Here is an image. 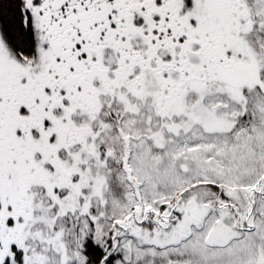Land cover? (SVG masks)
<instances>
[{
  "label": "snow or ice",
  "instance_id": "obj_1",
  "mask_svg": "<svg viewBox=\"0 0 264 264\" xmlns=\"http://www.w3.org/2000/svg\"><path fill=\"white\" fill-rule=\"evenodd\" d=\"M0 264H264V0H0Z\"/></svg>",
  "mask_w": 264,
  "mask_h": 264
}]
</instances>
